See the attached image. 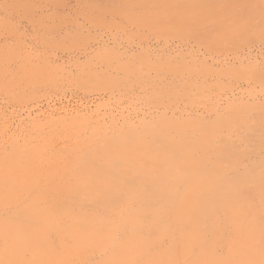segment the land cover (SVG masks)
I'll return each instance as SVG.
<instances>
[{
    "label": "rangeland",
    "instance_id": "rangeland-1",
    "mask_svg": "<svg viewBox=\"0 0 264 264\" xmlns=\"http://www.w3.org/2000/svg\"><path fill=\"white\" fill-rule=\"evenodd\" d=\"M0 264H264V0H0Z\"/></svg>",
    "mask_w": 264,
    "mask_h": 264
}]
</instances>
